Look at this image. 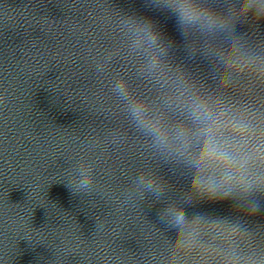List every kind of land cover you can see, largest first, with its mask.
<instances>
[{
    "label": "water",
    "instance_id": "95a60500",
    "mask_svg": "<svg viewBox=\"0 0 264 264\" xmlns=\"http://www.w3.org/2000/svg\"><path fill=\"white\" fill-rule=\"evenodd\" d=\"M0 264H264V0H0Z\"/></svg>",
    "mask_w": 264,
    "mask_h": 264
},
{
    "label": "clouds",
    "instance_id": "9594fccd",
    "mask_svg": "<svg viewBox=\"0 0 264 264\" xmlns=\"http://www.w3.org/2000/svg\"><path fill=\"white\" fill-rule=\"evenodd\" d=\"M182 17L185 20L192 21L197 18L196 14L193 13L188 7L181 6ZM120 90L123 92V85H120ZM133 114L137 117L140 123L148 128L150 132H152L156 138L157 143L167 146V135L161 131L158 127L151 125L143 120L142 113L143 108L139 105L133 106ZM201 111L200 106H196V115L197 119H199V112ZM210 128L205 127L201 130V135L205 137L204 142L196 154L193 160V167L197 170V173L204 169L210 168H223L228 169L232 163V157L230 154L224 150L221 146L214 143L209 136ZM178 138L184 137L185 132L183 130L177 133ZM185 149L187 148V144L184 145ZM79 188L87 187V181H81ZM147 187L151 189L153 187L152 183H148ZM191 187L195 188L197 191L206 192L209 196H215L217 192H223L225 196L230 194L231 191L234 190V187H243L245 192L249 191L251 185L242 184L241 182H234V178L231 175H225L220 177L219 179L214 178L213 176H201L195 175L193 180L191 181ZM78 188H73L72 191L75 194ZM257 205H253V210ZM177 224L183 223L184 214L178 213L175 216Z\"/></svg>",
    "mask_w": 264,
    "mask_h": 264
}]
</instances>
